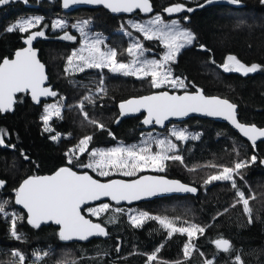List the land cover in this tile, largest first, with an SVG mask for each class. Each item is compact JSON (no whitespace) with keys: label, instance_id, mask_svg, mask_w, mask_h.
<instances>
[{"label":"trees","instance_id":"obj_1","mask_svg":"<svg viewBox=\"0 0 264 264\" xmlns=\"http://www.w3.org/2000/svg\"><path fill=\"white\" fill-rule=\"evenodd\" d=\"M150 2L151 12L130 15H115L103 7L81 8L66 13L61 9L59 0L51 3L34 0L25 3L21 0L0 8V61L21 47L29 32L43 31L45 35L35 46L40 60L46 65L48 85L56 93L49 100L62 99L63 105L72 106L62 108L61 117L50 121L52 131H45L41 119L44 102L35 104L27 93L16 96L11 113L0 112V130L4 133V144L0 145V178L6 181L5 188L0 191V203L7 201L6 211H15L16 231L22 237L20 240L12 237L10 214H0V264H19L18 257L12 255L16 250L26 257L24 264H205L208 260H212L213 264H237V255L243 264H264V141L251 147L229 126L212 120L189 118L176 122L198 138L180 144L179 155L183 157V163L166 161L164 170L154 172L193 185L198 188V193L162 197L134 205L153 217H167L175 225L195 224L204 228L203 234L197 233L192 238L194 247L187 257L183 253L186 239L183 234L173 233L169 237L168 229L160 228L157 220L153 219L136 227L125 211H115L130 205L107 201L109 210L99 216L87 212L96 204L85 208L84 214L104 226L108 233L105 239H93L86 243L61 240L58 229L52 225H30L24 212L14 205L15 189L29 175L50 173L68 166L100 178L88 168L77 167L85 164V155L69 164L66 157L68 150L85 136L93 137L88 150L108 148L116 142L128 144L137 141L145 131L140 124L141 116L125 118L115 124L117 103L152 91L168 90L153 88L150 78L123 76L108 69L87 68L83 72L69 73L66 62L78 44V35L71 30L70 23L76 20H88L91 28L105 35L110 42L115 39L122 41L123 54L117 55V60L122 62L129 58L125 51L128 38L119 29L126 16L160 13L165 20H179L191 29L196 40L182 49L176 61L170 64L173 75L185 80L189 85L188 91L199 89L206 95H217L235 103L241 122L264 127V3L261 0H241L240 5H232L227 0H219L218 3L197 8L204 0ZM175 4H184L194 11L172 14L164 11ZM24 16L42 19L26 33L6 31ZM56 17L66 19L69 25L55 30L52 20ZM65 31L75 39L60 37ZM144 45L158 49L156 41H144ZM229 54L246 65L256 63L261 68L247 75L225 72L221 65ZM101 78L103 84L100 83ZM86 96L92 97L91 103L84 101ZM81 101L88 113L87 120L78 107ZM91 120L103 124L104 129L90 123ZM152 130L163 132L166 128ZM57 134L58 139L52 140L51 137ZM253 155L257 157L256 162H250L247 168L240 170V175L233 174L237 187L245 193V198H249L252 209L249 214L244 212L242 203H237V189L232 188L230 181L211 184L205 181L224 167L232 168L236 162L250 161ZM113 177L121 176L109 174L100 179ZM170 205L177 210L164 211L171 209ZM217 239L228 240L233 250L229 253L218 250L214 243ZM37 252L47 255H42L37 261L33 255ZM152 253L155 259L150 261L148 256Z\"/></svg>","mask_w":264,"mask_h":264},{"label":"snow or ice","instance_id":"obj_2","mask_svg":"<svg viewBox=\"0 0 264 264\" xmlns=\"http://www.w3.org/2000/svg\"><path fill=\"white\" fill-rule=\"evenodd\" d=\"M27 3V0H24ZM232 5H240L241 0H227ZM10 0H0V5H7ZM214 0H204V4H199L198 7L211 5ZM264 3V0H261ZM77 4H96L103 5L112 12H131L133 9H140L143 12H151L152 6L149 0H64L63 7L69 8L70 5ZM168 14L181 13L187 11L193 12V8H186L184 4H175L164 9ZM41 17H30L28 19L17 20L11 26L6 28L7 32L18 30L20 33H26L34 25L39 24ZM185 20L188 17H184ZM64 20H56L53 22V28H63ZM89 23L88 20L78 21L72 27H80L82 35L84 26ZM132 26L139 32H142L146 40L159 39L166 51L161 59H140L144 55L143 45L139 42L132 43L127 52L133 57L130 63H122L117 60L116 49H108L101 51L99 45L103 43V39L97 34L90 40L86 39L85 44L78 51L68 57V63L71 66L73 61L82 62L76 65L77 70L83 72L88 69H105L111 73L123 76H136L139 79L150 78L151 86L156 89L167 85L170 88H183V95L170 94L167 91H160L157 94L143 96L138 99H130L122 102L120 107V115L124 116L127 113L139 112L141 109L147 110V117L143 120L144 124H163L171 116H187L189 113L200 112L208 116H222L232 122L244 136L248 137L253 144L257 138L264 137V129H259L255 125L247 126L237 122L236 105L230 103L226 99L219 97H209L203 94L202 90H197L194 93L188 92L189 87L185 80L181 77L174 76L170 64L176 61L177 55L182 49L193 44L196 40L195 34L188 28L182 27L177 19L171 20L165 24L160 15H156L148 22V25L133 23ZM129 36L132 34L127 33ZM43 31H35L27 36V44L29 47L21 49L15 53L14 59L4 58L0 62V112H7L12 109L14 104V96L16 93L31 91V96L34 101L39 102L42 96H55L49 88L42 87L47 79L44 73V65L36 58V52L30 47L32 41L37 37L44 36ZM63 39L74 40V36L65 33ZM202 49L203 45L200 46ZM87 53L85 55L84 53ZM214 63V61H213ZM137 65H139L137 67ZM225 72L243 73L245 75L254 73L261 68V65L253 63L247 66L241 62L235 55L229 54L225 62L221 65ZM103 84V78L100 81ZM104 91L103 88L99 89ZM84 101L92 102L91 96L84 97ZM64 107L71 108V105L50 104L45 107V114L41 117L45 124V131H52L48 127L49 121L53 116L61 117V110ZM83 113L84 118L88 119V113L84 111V102L81 101L78 106ZM90 123L97 125L100 129H104L103 124H98L97 121L91 120ZM111 135V133H109ZM149 139L143 142L142 146L118 145L108 149H92L89 152L91 160L87 164L80 165L84 168L98 171L100 176H109L110 171H123L125 176H133L135 172L145 168H153L164 170L165 161H175L183 163V157L172 153L177 148V145L172 143L167 138L156 139L152 133L147 134ZM171 135L177 140H187L190 134H186L184 130L173 129ZM59 134L53 135L52 140H57ZM192 139L198 138L191 136ZM93 137L85 136L79 141V144L69 149L68 156L69 164L73 158L79 159L76 155L77 151L80 154L88 152V145ZM150 143H155L159 146L160 151L153 153ZM4 144V133L0 130V145ZM14 147V146H13ZM25 159L27 157L25 156ZM257 157L253 155L250 161L236 162L234 167H224L217 175H211L206 181V184H211L216 181H230L231 186L237 189L239 200L237 203H242L244 212L251 214L252 209L249 207V198H245V193L241 191L233 178V173L240 175V170L248 167L249 163L256 162ZM264 163V161H262ZM243 179V176H240ZM4 181H0V186ZM197 189L188 185L182 184L179 181L167 180L159 176H142L139 179L131 181L125 180H110L107 183H101L94 179L87 172L83 174L73 170V167H61L54 174L48 176H31L23 181L18 189H15V203L23 205L27 209L28 223L34 227H40L42 222L54 221L60 226L59 238L64 241L79 239L87 240L92 236L108 235L105 228L101 224L93 223L81 214V205L86 201H96L100 197H111L113 201H133L140 200L142 197L155 196L160 193H195ZM255 199V197H250ZM5 201L0 203V214L7 215ZM235 205H233L234 207ZM109 204H101L98 208H89L88 211L93 215L99 216L101 212L109 210ZM116 212L122 213L124 210L117 208ZM227 211V209H225ZM158 220L159 223L168 229L167 235L171 237L173 233H186L189 240L197 233L203 234L205 229L199 225L192 224L189 227H176L174 222L159 216L152 217L148 213H140L139 216H132L130 219L136 227L143 224L144 219ZM16 218L13 214L11 223V235L17 240L22 239L16 231ZM111 222V221H110ZM251 223V215L249 217ZM216 248L224 253H229L233 250V246L226 239H217L214 241ZM194 245H184V255L187 257L191 254L190 248ZM12 255L18 257L19 264H24L26 257L18 250L13 251ZM39 261L47 253H33ZM155 254L148 257V260H154ZM237 264H243L239 255L235 256ZM36 264V262H34ZM179 264V262H178ZM205 264H213L212 260H208Z\"/></svg>","mask_w":264,"mask_h":264},{"label":"rangeland","instance_id":"obj_3","mask_svg":"<svg viewBox=\"0 0 264 264\" xmlns=\"http://www.w3.org/2000/svg\"><path fill=\"white\" fill-rule=\"evenodd\" d=\"M156 15H160V13H153V14L148 15V16H126L125 19H123V21H121V23L119 24V29H120V31H122L123 34H125V36L128 38L127 46H125V49H126L125 51H127V49L129 48V46H130L132 43H134V42H139V43H141V44L143 45V50H144V55H143L142 57H140V59H145V58H146V59L151 60V59H161V58L163 57V55H164V53H165V51H166V48L164 47L163 43H162L159 39H153V40H151V41H156V42H157V44H158V49H156L155 47L145 46V45H144V41H150V40H146V39L144 38L143 33H142V32H139L136 28H134V27L132 26L133 23H138V24L148 25V22H149L150 20H152ZM160 16H161V15H160ZM30 17H37V16H24L23 18H21V20H22V19H28V18H30ZM58 19H60V20H64V21L66 22V23H65V26H64L63 28H65L67 25H69L68 21H67L66 19L62 18V17H56L55 19H53V20H52V24H53L54 21H56V20H58ZM162 19H163V18H162ZM173 19H175V18H172V19H169V20H165V19H163V21H164L165 24H168V23H170L171 20H173ZM78 21H83V19H81V20H76V21H74L73 23H70L71 30H73L74 32H76L77 35H78V44H77L76 48H74V49L72 50L71 54L73 53V51H78V50L82 47V45L85 44L86 39L90 40L92 37H95L97 34H99V36L103 39V43L99 45L101 51H107L108 49L111 48V49H116V51H117V55H118V53H119V55H122V54H123L124 44L122 43V41H120V40H118V39H115L116 41L113 40V42L108 41V39H106L107 37H106L105 35H102L101 33L97 32L96 30H93L89 24H87L86 26H84V33H85L86 35H82L79 26H78V27H72V25H73V24H77ZM180 23H181V22H180ZM34 26H35V25H34ZM181 26L190 29L189 27H187V26H186L185 24H183V23H181ZM63 28H54V29H55V30H61V29H63ZM30 29H31V28H30ZM190 30H191V29H190ZM129 32L132 34L131 36H129V35L127 34V33H129ZM65 33H67V32H66V31L63 32V33L60 35V37H64ZM67 34H68V33H67ZM68 35H69V34H68ZM70 36H71V35H70ZM114 41H115V42H114ZM71 54H70V55H71ZM84 54L87 55L86 52H85ZM127 54H128V52H127ZM128 55H129V54H128ZM128 57H129V58H128L127 61L122 62V61H119V60H118V62H122V63H130V62L132 61L133 57H132L131 55H129ZM77 64H80V66H82V62H79V61H76V60H74L73 63H72V65L70 66L69 63H68V60H67V62H66V70H67L69 73H77V72H80V71L77 70V68H76V65H77ZM138 66H139V65H137V67H138ZM247 66H251V65H247ZM86 69H87V68H86ZM105 69H107V68H105ZM99 70H102V69H99ZM235 73H236V72H235ZM239 74L245 75V74H243V73H239ZM174 76H175V75H174ZM135 77H136V76H135ZM185 83H186V82H185ZM163 87L166 88V89H168V90H170V89H172V90H179V91H180V90H185V89H183V88H176V89H173V88L168 87L167 85H164ZM50 104H62V99H57V100H52V101H51V100H49V101H45V102L42 104V109H43V110H42V115L45 114L44 110H45L46 105H50ZM61 111H62V110H61ZM53 118H56V117L53 116L52 119H53ZM52 119H51V120H52ZM51 120H50V121H51ZM50 121H49L48 127H50ZM45 127H46V126H45V124H44V128H45ZM165 128H166V130L163 131V132H158V131H156V130L154 131V130H152V129L145 130L143 133H141V135L139 136V139H138L137 141H135V142L128 143V144H125V143H122V142H116L115 144H113L112 146H110V147H108V148L116 147V146H118V145H124V146L137 145V146H142V145H143V142L149 139V137H148L147 134H148V133H152V136H153L154 138H156V139H165V138H167V139L170 140L172 143L176 144V145H177V148H176L175 150H173L172 153H169V154H177V155H179V147H180V144L182 145V144L185 143L187 140L191 139V136H193L194 134H193L190 130H188L187 127H185V126H180V125L175 124V123H171V124H169V125H168L167 127H165ZM173 129H176V130H184V131L186 132V134H190V135H189V138H188L187 140H177L176 137H174V136L171 135V132H172ZM78 144H79V143H78ZM78 144H76L75 146H73V147L70 148V149L75 148ZM150 147H151L153 153L160 151L159 146H157L155 143H150ZM108 148H93V149H108ZM91 150H92V149L88 150V152H85V153H83V154H80V153L77 151L76 155L79 156V158H80L81 156L85 155V157H86L85 164H87V163H89L90 160H91V157H90V155H89V152H90ZM68 153H69V150H68V152H67L66 154H68ZM66 157H67V161H68V156L66 155ZM73 160H78V159L73 158ZM73 160H72V161H73ZM165 162H166V161H165ZM77 167H78V168H84V167H81L80 165H78ZM88 169H89V168H88ZM90 170L94 171L93 169H90ZM146 171H147V172H159V171H161V170H159V169H153V168H145V169H142V170H140V171L135 172V174H134L133 176H131V177H129V176H125V175L123 174V171L112 170V171H110V174H118V175H120V176L123 177V178H132V177H134V176H136V175H138V174H140V173L146 172ZM94 172L97 173L98 177H100V178H103V177H104V176H100L98 171H94ZM220 172H221V171H220ZM220 172H218L217 174H219ZM217 174H214V175H217ZM233 174H234V173H233ZM101 204H107V203H106V202L98 203V204H96V206H93V207H91V208H98ZM170 206H171V209H167V210H164V211H166V212H171V211H176V210H177L175 207H173V205H170ZM124 211H125L127 217L129 218V220L131 221V223H132V220L130 219V217H132V216H137V217H138L140 213L145 212V211H143V210L141 211L140 209H138V208H137L136 206H134V205H130V206L125 207ZM87 212H89V211L87 210ZM6 213H7V215L10 214L11 218H13V214H15V211H14V210H12V211H6ZM89 213H91V212H89ZM146 213H148V212H146ZM91 214H92V213H91ZM148 214H149V213H148ZM92 215H93V214H92ZM95 216H96V215H95ZM149 216H152V215L149 214ZM152 217H153V216H152ZM159 217L164 218V216H163V217H162V216H159ZM149 220H151V219H146V218H145L144 221H143V223L146 222V221H149ZM157 222L159 223L158 220H157ZM132 224H133V223H132ZM159 226H160V228L165 229L160 223H159ZM175 226H176V227H189L190 224H183L182 226L175 225ZM168 231H169V230H168ZM179 234H183V235L185 236V238H186V239H185V244H189V243H191V245H192V242H191L192 238H194V237L196 236V235L193 236V237L191 238V240H189V237L187 236L186 233H179ZM186 240H187V241H186ZM185 244H184V245H185ZM191 250H192V248H190V251H191ZM183 253H184V246H183ZM153 254H154V253L150 254L149 256H152ZM149 256H148V257H149ZM34 257H36V256H34Z\"/></svg>","mask_w":264,"mask_h":264},{"label":"water","instance_id":"obj_4","mask_svg":"<svg viewBox=\"0 0 264 264\" xmlns=\"http://www.w3.org/2000/svg\"><path fill=\"white\" fill-rule=\"evenodd\" d=\"M17 1H21V0H10V2H17ZM34 1L37 2V3L42 2V1H45V2H49V3H51V2H53L54 0H34ZM59 2H60V7H61V9H62L64 12H66V13H68V12H72V11H75V10H78V9H81V8H91V9H93V8H98V7H103V8H105L108 12H110V13H112V14H115V15H130V14H135V13H146V12H143L142 10H140V9H133V11H131V12H123V11H121V12H112L110 9L104 7L103 5H96V4H91V5H90V4H77V5H70L69 8L65 9V8L63 7L64 0H59ZM149 2H150V0H149ZM218 2H219V0H214V3H218ZM150 4H151V2H150ZM202 4H204V3H202ZM7 5H8V4H7ZM4 6H5V5H0V8H1V7H4ZM205 6H208V5H205ZM197 8H201V7H198V6H197ZM35 31H37V30H33V31L29 32V33L27 34V36H28V35H31V34H32L33 32H35ZM27 36L25 37L24 42H23V45H22L21 47L17 48V49L12 53V55H11L10 57H4V58L14 59V58H15V53H16L17 51L29 47V45H28L27 42H26V40H27ZM40 38H41V37H37L35 40H33V41H32V44H31L30 47L36 52V58L39 60V62H40L41 64L44 65V73H45V76L47 77V79L44 81V84L42 85V87L49 88V89L53 92V90L51 89V87L48 85V73H47L46 65L40 60V58H39V51H38L37 47L35 46V43H36ZM4 58H3V59H4ZM3 59H2L0 62H2ZM160 91H167V92H169L170 94H174V95H183L184 92H185V91H181V92H177V91H169V90H165V89H163V90L152 91V92H150V93L143 94V95H140V96L129 97V98L125 99V100H121V101H119V102L117 103V111H118V115H117V117H116V119H115V124L119 123L121 120H123V119H125V118L135 117V116H141V118H140V124L142 125V128H143L144 130H149V129H159V130H160V129H164L165 127H167L169 124H171V123H173V122H174V123H176V122H182V121H185V120H187V119H189V118H199V119H207V120H212V121H216V122H220V123H224V124H226V125L229 126L232 130H234L237 134H239V136H240L242 139H244L246 142H248V143L250 144L251 147H255V144H256V143H258V142H260V141H264V137H259V138H257L255 144H253V142H252L248 137L244 136L243 133H242L238 128H236L235 125L232 124L231 121L225 119V118L222 117V116H208V115H206V114H204V113H200V112L189 113L187 116H171V117H169L167 120H165L164 123H163L162 125H161V124H155V123H152V124H144V123H143V120H144V119L147 117V115H148L146 109H141L139 112L127 113V114H125L124 116H121V115H120V107H119V105H120L122 102L127 101V100H130V99H138V98L143 97V96H149V95L157 94V93L160 92ZM187 91H188V90H187ZM196 91H197V90H195V91H188V92H190V93H194V92H196ZM21 93H27V94L29 95L30 99H31L35 104H38V103H42V102L48 101L49 99L52 98V96H42V97H40L39 102H37V101H34V100L32 99L31 91H30V90H28V91H26V92H21ZM18 94H20V93H16V94H15V96H14V101H16V96H17ZM203 94H204L205 96H209V97H219V98H221V99H226V100H228L227 98L220 97V96H217V95H206L204 92H203ZM228 101H229L230 103L236 105L235 103L231 102L230 100H228ZM14 103H15V102H14ZM13 106H14V104H13ZM13 106H12V109H11V110H9V111H7V112H1V114H4V113H11V112L13 111ZM237 110H238V107H237V105H236V110H235V112H236L237 122H239V123H241V124H244V125H247V126L254 125V124H248V123H245V122H241V121L239 120V117H238V111H237ZM255 126H256V125H255ZM256 127L259 128V129H264V127H258V126H256ZM63 167H68V166H63ZM58 169H59V168H58ZM58 169H56V170H54V171H52V172H50V173L26 176L25 178H23V179L21 180V182L18 184V186H17L16 189L19 188V186L23 183V181H24L25 179H27V178H29V177H31V176H48V175H52V174H54ZM73 170H74V171H77V170H75V169H73ZM77 172H78V173H81V174H83L84 172H87L88 175H91L94 179L99 180L101 183H107V182H109L110 180H125V181H131V180H134V179H139V178L142 177V176H159V177H163V178H165V179H167V180H175V181H179V182L182 183V184L188 185V186H190V187H195V186H193V185H190V184L184 183V182H182L181 180H179V179H177V178H171V177H168V176H166V175L159 174V173H154V172H143V173H140V174H138V175H136V176H134V177H132V178L113 177V178H111V179H106V180H103V179L97 178V177L93 176V175H92L90 172H88V171H77ZM0 181H4V184H3L2 186H0V191H2V190L5 188V186H6V181L3 180V179H1V178H0ZM195 188H196V187H195ZM196 189H197V191H196L195 193H183V192L160 193V194H157V195H155V196L142 197L140 200H133V201H119V202H117V201H113V200L111 199V197H104V196H102V197H100L99 200H96V201H86V203H85L84 205H81V214L85 217V219H89V220H91L88 216H86V215L84 214V210H85V208H87V207H89V206H92V205H95V204H98V203H102V202L110 201V202H113V203H116V204H120V205H137V204H140V203H142V202H147V201H151V200H153V199L162 198V197H169V196H186V195H192V196H193V195H196V194L198 193V188H196ZM13 201H14V205H15L18 209H20L22 212H24V214L26 215V220H27V209H25V208L23 207V205H18V204L15 203V193H14ZM91 221H92L93 223H97V222H95V221H93V220H91ZM27 222H28V220H27ZM98 224H99V223H98ZM30 225H31V224H30ZM48 225H52V226H54V227H56V228L58 229V232L60 231V226L57 225L54 221L42 222L41 225H40V227H41V226H48ZM32 226H33V225H32ZM101 226H102V225H101ZM102 227H104V226H102ZM104 228H105V227H104ZM105 230H106V228H105ZM106 232H107V230H106ZM107 237H108V235H104V236H92V237H89V239H87V240H79V239H75V238H74L73 240H68L67 242L86 243V242H89V241H91V240H93V239H105V238H107Z\"/></svg>","mask_w":264,"mask_h":264},{"label":"built area","instance_id":"obj_5","mask_svg":"<svg viewBox=\"0 0 264 264\" xmlns=\"http://www.w3.org/2000/svg\"><path fill=\"white\" fill-rule=\"evenodd\" d=\"M60 20V19H59Z\"/></svg>","mask_w":264,"mask_h":264}]
</instances>
